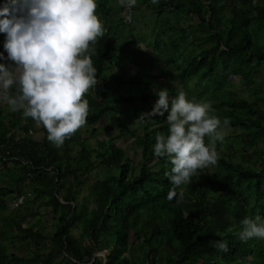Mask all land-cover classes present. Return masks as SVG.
Listing matches in <instances>:
<instances>
[{
  "label": "trees",
  "instance_id": "trees-1",
  "mask_svg": "<svg viewBox=\"0 0 264 264\" xmlns=\"http://www.w3.org/2000/svg\"><path fill=\"white\" fill-rule=\"evenodd\" d=\"M116 1L96 0L104 35L88 53L97 80L84 96L88 136L79 141V129L57 147L41 125L35 139V121L0 102V264H264V239L242 241L239 235L245 218L264 223V0H136L132 8L154 15L158 28L143 52L129 48L133 35L110 45L125 33L120 27L129 25V32L133 24L121 16L115 27L105 25ZM187 36L198 53L181 49ZM120 54L136 70L163 62L188 100L210 103L209 115L233 134L227 143L217 141L223 147L217 163L184 184L182 202L180 188L167 199L174 186L170 158L154 154L157 134L167 137L170 126L166 112L153 122L145 115L156 104L150 100L159 97L149 92L147 72L106 79ZM0 64L14 65L1 44ZM232 77L247 95L226 86ZM18 94L14 84L9 95ZM128 113L126 127L121 117ZM109 114H117L123 134L133 137L139 160L98 132L96 124ZM100 170L108 177L92 180ZM28 192L53 219L49 232L36 219L26 224L21 208ZM73 229H79L77 236ZM217 241L226 242L227 251ZM100 252L106 254L95 255Z\"/></svg>",
  "mask_w": 264,
  "mask_h": 264
},
{
  "label": "clouds",
  "instance_id": "clouds-1",
  "mask_svg": "<svg viewBox=\"0 0 264 264\" xmlns=\"http://www.w3.org/2000/svg\"><path fill=\"white\" fill-rule=\"evenodd\" d=\"M119 2L128 8L136 4V0ZM97 7L96 0H8L0 8V32L7 35L4 48L15 65L13 69L0 64V99L11 111L23 110L24 117L43 125L48 140L57 147L87 120L89 104L84 96L97 85L96 69L88 53L90 45L104 35ZM14 84L19 94L11 97L9 89ZM157 95L152 112L145 115L168 113L169 135L157 134L154 154L170 158V182L174 186L167 199L176 198L180 188L179 203L184 198L181 186L190 183L197 170L217 163L215 142L222 141L224 133L218 130L221 121L209 115L210 103L189 101L180 91L170 105L166 89ZM223 124L227 126L229 121L225 119ZM206 136L209 145L205 144ZM257 221L259 217L243 220L242 241L264 239V223ZM215 246L227 251L224 241H217Z\"/></svg>",
  "mask_w": 264,
  "mask_h": 264
},
{
  "label": "rangeland",
  "instance_id": "rangeland-1",
  "mask_svg": "<svg viewBox=\"0 0 264 264\" xmlns=\"http://www.w3.org/2000/svg\"><path fill=\"white\" fill-rule=\"evenodd\" d=\"M117 3L113 6V9L111 10L110 15L103 20L105 25H110L112 27H115L118 23V20L121 16L124 17L125 12L127 11V6L123 5L122 9L120 7V2L116 1ZM6 3H8V0H0V8H2ZM122 6V5H121ZM132 8V7H131ZM131 10V9H130ZM132 17H131V23L132 28L129 32H127L129 25L120 27L125 33L116 38V40H111L110 45L113 46L114 43H120L121 41L130 39L131 35H133L134 39L133 42L129 45V48L133 50V47L137 45L139 49L143 52L146 50H150L149 47H147V43L151 38L154 36V34H158V28H157V22H155V16L150 14L148 11L142 9V10H135L132 8L131 10ZM96 15L99 14L96 12ZM169 19L172 20V14L169 15ZM188 23L194 22L192 19L184 20ZM183 21V22H184ZM156 29V30H155ZM7 35L6 33L0 32V44L3 45L6 42ZM113 44V45H112ZM181 49L187 54L194 55L198 53V49L194 46L192 38L187 36L186 38H183L181 41ZM119 49V48H118ZM128 56L119 55L118 59L115 61L114 66H112L111 69L107 71L106 79L112 80V76H122L124 78L131 77L136 71H139L141 73H145V79L149 80L152 84L149 88V92L154 95V97H158L157 93L160 90H167L168 96H169V103L171 105L172 99L176 98L179 94L181 81L179 78H173L171 79V72L167 68V66L163 62H155L153 68L151 70H144L141 69H134L132 68L128 63ZM15 65H12L11 68L14 69ZM111 72V73H110ZM17 85V84H15ZM226 86H230L233 90H238L244 95H247L245 90L241 88V83L238 81L237 77H232L228 82H226ZM123 92L127 91L126 89H123ZM250 98L249 96H247ZM159 99V97H158ZM156 98L155 100H150V103H156L158 101ZM186 99H189V97L186 96ZM0 102L2 103L4 110L8 111L10 110V106L7 104V102L0 99ZM119 109H121V105L118 106ZM167 113V112H166ZM131 114L128 113L127 115H123L121 117L123 124L127 127H129V122L127 121L126 117H129ZM117 114H109L105 117H102L101 120L96 124L97 130L102 136V138H110L112 140V144L116 145L117 147H120L131 159L137 161L139 160V149L135 148L133 145V137L129 134H123L124 132V126L119 125V119L117 118ZM158 114L156 116H151V122H153ZM34 130L31 132L33 137L35 139H39L41 137V125H37L36 121L34 122ZM137 128V132L140 133V130L138 128V125L135 126ZM219 131H222L224 133V138L220 143H227L233 138V134L229 131L224 130L223 128H219ZM121 134V135H120ZM88 136L87 131H85L84 126L80 128V135L78 140L80 141L84 137ZM228 136V140L226 137ZM207 141L210 144V138L207 137ZM90 143L94 147L96 144L95 137L90 138ZM223 147L220 146L217 141L215 142V150L217 153H220L222 151ZM93 176L91 177L92 180L96 178L97 175H101L104 177H108V175L104 172L101 173V170L98 171V173H92ZM184 185L181 186V188ZM29 191V190H28ZM33 194L28 192L25 196V203L24 206L21 208V211H24L27 218L26 224H31L33 219L38 220L39 227H42L44 231L49 232L53 225V219L51 218L50 214H48L44 207L39 206L37 201H34L32 199ZM17 206L16 202L11 203L10 208H14ZM37 213L38 215L36 218H33L29 214ZM79 229H73L72 233L73 235L77 236L79 233ZM10 249L14 252H16L19 255H23L25 251L21 250L18 246H12ZM106 252H100L95 254L96 256H104Z\"/></svg>",
  "mask_w": 264,
  "mask_h": 264
},
{
  "label": "built area",
  "instance_id": "built-area-1",
  "mask_svg": "<svg viewBox=\"0 0 264 264\" xmlns=\"http://www.w3.org/2000/svg\"><path fill=\"white\" fill-rule=\"evenodd\" d=\"M130 16H131V10L129 8H127V11L125 12L124 17H123L124 21L129 22L131 19Z\"/></svg>",
  "mask_w": 264,
  "mask_h": 264
}]
</instances>
